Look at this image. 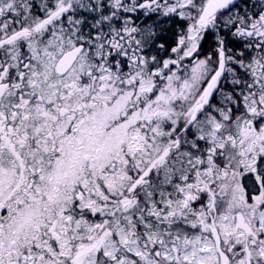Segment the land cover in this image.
Returning <instances> with one entry per match:
<instances>
[{"label": "snow or ice", "instance_id": "6c2138e0", "mask_svg": "<svg viewBox=\"0 0 264 264\" xmlns=\"http://www.w3.org/2000/svg\"><path fill=\"white\" fill-rule=\"evenodd\" d=\"M0 264H264V0H0Z\"/></svg>", "mask_w": 264, "mask_h": 264}]
</instances>
